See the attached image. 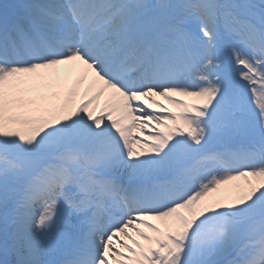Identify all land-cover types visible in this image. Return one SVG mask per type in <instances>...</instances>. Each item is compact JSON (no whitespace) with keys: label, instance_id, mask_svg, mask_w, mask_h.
I'll list each match as a JSON object with an SVG mask.
<instances>
[{"label":"snow or ice","instance_id":"1","mask_svg":"<svg viewBox=\"0 0 264 264\" xmlns=\"http://www.w3.org/2000/svg\"><path fill=\"white\" fill-rule=\"evenodd\" d=\"M2 7L0 264H264V0Z\"/></svg>","mask_w":264,"mask_h":264},{"label":"bare ground","instance_id":"2","mask_svg":"<svg viewBox=\"0 0 264 264\" xmlns=\"http://www.w3.org/2000/svg\"><path fill=\"white\" fill-rule=\"evenodd\" d=\"M168 106V105H166ZM170 107V106H169ZM237 184H243V181H234L229 185H222L220 187V189H218L217 193L212 194V196H216V195H235V189H234V185ZM209 199H211V197H209Z\"/></svg>","mask_w":264,"mask_h":264},{"label":"rangeland","instance_id":"3","mask_svg":"<svg viewBox=\"0 0 264 264\" xmlns=\"http://www.w3.org/2000/svg\"><path fill=\"white\" fill-rule=\"evenodd\" d=\"M249 103L252 104L253 107H255V105L252 103V98H251V94L249 93Z\"/></svg>","mask_w":264,"mask_h":264}]
</instances>
